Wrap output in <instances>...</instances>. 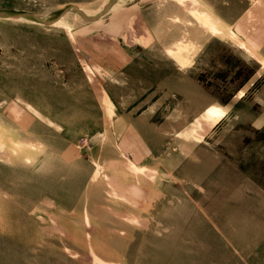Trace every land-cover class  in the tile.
<instances>
[{"label":"rangeland","instance_id":"obj_1","mask_svg":"<svg viewBox=\"0 0 264 264\" xmlns=\"http://www.w3.org/2000/svg\"><path fill=\"white\" fill-rule=\"evenodd\" d=\"M195 1L0 0V264H264V0Z\"/></svg>","mask_w":264,"mask_h":264},{"label":"bare ground","instance_id":"obj_2","mask_svg":"<svg viewBox=\"0 0 264 264\" xmlns=\"http://www.w3.org/2000/svg\"><path fill=\"white\" fill-rule=\"evenodd\" d=\"M183 2L184 0H179ZM195 1V0H194ZM197 2V1H195ZM196 19L200 21L202 24H204L206 27H208L213 34H218L220 32L219 27L215 25L211 18L206 14H201L200 12L193 11ZM179 61L183 64H186L187 61L183 57H179ZM226 115V111L224 109H221L220 107H210L206 110V120L212 124L218 122L221 118H223ZM141 172L143 171V168L135 166V172Z\"/></svg>","mask_w":264,"mask_h":264}]
</instances>
